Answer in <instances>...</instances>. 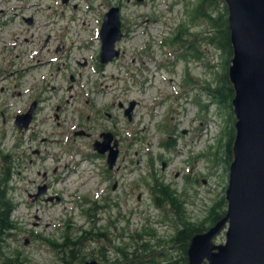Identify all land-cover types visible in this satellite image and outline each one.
Segmentation results:
<instances>
[{
	"label": "rangeland",
	"instance_id": "374dc122",
	"mask_svg": "<svg viewBox=\"0 0 264 264\" xmlns=\"http://www.w3.org/2000/svg\"><path fill=\"white\" fill-rule=\"evenodd\" d=\"M32 1H20V5ZM35 3L23 11L34 14L35 23L31 28L18 25L15 31L28 39L20 45L24 52L22 68L27 62H37L35 68L26 71L25 81L26 89L33 83L31 94L42 98L41 111L33 133H25L21 150L26 156L13 157L9 162L14 173L9 196L15 203L11 212L15 228L4 241L5 252H19L25 264H61L50 241L59 243L65 233L74 235L92 228L113 241L87 240L82 249L86 260L94 256L101 257L102 264H116V260L120 264L122 256L116 247L130 243L135 232L150 243L152 256L175 254L168 240L180 221L169 206H154L151 176L177 190L187 219L193 222L206 215L218 194L224 195L228 176L222 146L217 148L225 111L209 100L203 87L219 67L220 57L199 38L202 19L191 20L190 11L197 0ZM15 4L14 0H0V9L10 14ZM110 5L121 7L123 38L116 43L119 57L101 65L97 21ZM72 17L76 19L68 28ZM183 23L189 32L198 34V57H178L182 46L169 43ZM48 35L49 42L43 47ZM5 38L15 39L9 32L0 31V47ZM55 46L59 48L54 53ZM49 57L51 61L46 62ZM131 101L134 106L128 120L123 108ZM110 102L114 105L109 108ZM93 108L106 109L112 117L104 112L97 115ZM80 111L85 113L81 117ZM87 114L90 120H86ZM78 118L88 121L90 138L73 135L79 129H72ZM99 123L102 126L97 129ZM105 126L118 133L117 169H108L105 158L90 154L93 139ZM167 138L173 142L169 149L160 145ZM7 148L8 152L13 150V138L3 145L0 142L2 153ZM34 148L40 150L39 156L32 152ZM216 150L219 160L213 164ZM44 183L50 196L42 199L46 191L37 199L28 196ZM95 204L101 208L88 217L86 212ZM223 239L221 229L212 241L219 244Z\"/></svg>",
	"mask_w": 264,
	"mask_h": 264
},
{
	"label": "water",
	"instance_id": "95a60500",
	"mask_svg": "<svg viewBox=\"0 0 264 264\" xmlns=\"http://www.w3.org/2000/svg\"><path fill=\"white\" fill-rule=\"evenodd\" d=\"M223 1L232 47L227 75L234 115L225 211L207 230L192 236L186 256L188 264H264V0ZM119 11L118 6H111L104 14L100 29L101 63L120 54L115 46L123 35ZM133 106L131 101L124 111L128 118ZM105 139L102 144L96 141L93 149L105 152L109 138ZM116 157L117 150L110 147L109 168ZM221 229L224 239L215 244L212 239ZM79 264L101 262L91 259Z\"/></svg>",
	"mask_w": 264,
	"mask_h": 264
},
{
	"label": "trees",
	"instance_id": "16d2710c",
	"mask_svg": "<svg viewBox=\"0 0 264 264\" xmlns=\"http://www.w3.org/2000/svg\"><path fill=\"white\" fill-rule=\"evenodd\" d=\"M190 12L192 21L195 18L202 19L203 31L199 38L204 41V45L212 46L220 57L219 67L212 71V79L203 87L209 96V100L214 102L218 107H223L225 111V124L220 138H217V148L222 146V160L229 165L231 159L230 145L234 134V115L230 103L233 92L227 75V66L232 47L229 42L226 5L223 0H197V3L191 8ZM174 33V36L169 39V43L172 46H182L183 52L178 57H198V34L189 32V26H186L184 23L179 25ZM221 138L224 140L222 141ZM170 145V140L164 142L165 148L172 147ZM217 150L215 153L213 152V164L219 160ZM9 171L5 166L0 170V264H25V259L21 257L19 252H5L4 241L9 236L11 230L15 228V223L11 218L14 204L8 196L7 191V183L10 179ZM151 180L150 192L152 193L154 206L157 208L169 206L173 216L180 221V227L175 229L168 240L170 243L169 248L176 251V253H170L169 255L158 253L157 255L160 257L157 255L152 256L151 253L154 249L150 243L142 240L141 233L135 232V235L130 236L132 238L130 243L121 244L119 247H116L119 255L122 256L120 264H188L186 249L190 239L194 234L207 230L219 220L225 211V197L223 193L218 194L217 198L209 206L206 215L202 219L193 222L188 220L189 218L184 207H182L183 198L176 192L177 190L172 188L170 184L163 183L159 177L151 176ZM98 208L99 206L96 204L93 208H89L88 212H86L88 217H93V214L95 216V211ZM146 232L143 233L146 235L148 234ZM96 238L103 239L106 242L113 241L105 233L101 231L94 232L91 228L86 231L81 230L80 233H75L74 235L65 233V235H62V240L59 243L50 242L59 253L58 258L61 264H76L86 260L82 251L86 241ZM91 258H94V256ZM161 258L162 260H160ZM98 259L103 260L101 257ZM116 264H118V260H116Z\"/></svg>",
	"mask_w": 264,
	"mask_h": 264
},
{
	"label": "flooded vegetation",
	"instance_id": "af4514ba",
	"mask_svg": "<svg viewBox=\"0 0 264 264\" xmlns=\"http://www.w3.org/2000/svg\"><path fill=\"white\" fill-rule=\"evenodd\" d=\"M13 1V0H8ZM15 5H13V11L12 13L8 14L6 11H3L0 9V31H2L4 34L6 32L10 33L11 37H15V39H8L5 38V40L2 43V47H0V142L1 144H6L8 138H13V150L8 152V148L4 153L0 151V170H2L5 167H7L10 171V179L7 183V191L8 196L9 192L12 188L11 181L13 176V166L11 167V164L9 166V162L13 157H25V151L21 150V147L24 142V137L26 132L33 133L32 127H36L37 123H34L38 120L37 115L41 111L40 103L42 102V98L38 95L31 94L30 85L29 88L26 89V81H25V74L26 71L32 67L35 68L37 65V62L34 63H26L28 65L23 66L22 68V60L24 52H22V49L20 48L21 43L27 42L28 39L25 37L24 33L17 34L15 29L18 25H27L29 28L32 27V25L35 23L34 14H24V10L26 8L32 7L36 5L35 1H32V4H23L20 5L21 2H27L28 0H14ZM63 3H67L69 0H61ZM77 6L76 3H74L75 8ZM22 8V10H21ZM10 15V16H8ZM8 16V17H7ZM75 17H72L69 19V24L66 26L70 28L71 24ZM13 31V33H11ZM12 34V35H11ZM17 34V35H16ZM16 35V36H15ZM34 34L32 33L31 36ZM46 39V41H45ZM44 39V44L47 45L50 39V35L48 37L46 36ZM3 40V39H1ZM58 46H55L53 48V52L55 53L58 49ZM59 48V47H58ZM38 52L34 54L37 55ZM33 56V57H34ZM32 57V58H33ZM46 62H50L52 57L46 58ZM79 64V62H77ZM75 79V75L71 72V81ZM73 96V95H71ZM114 103H109V108L113 106ZM119 107L122 108V102L118 103ZM56 110L59 109V104H56ZM125 108H123V114H124ZM100 112L106 113L109 117H112V113L106 109H95L93 108V113L99 114ZM29 113V118L27 114ZM85 113L80 111L78 113V116L81 117ZM25 115V116H24ZM28 121L26 122L27 118ZM55 118H58V114L55 113ZM112 119V118H111ZM130 119H131V112H130ZM129 119V120H130ZM86 120H90V115H86ZM88 122V121H87ZM86 122V123H87ZM34 123V124H33ZM86 123L83 121H80V118H78V121L76 122L75 126L72 127L74 129L75 127H79V129L73 131V135L77 136H86L90 138L92 136V133L88 130H90V126L87 127ZM102 124H98V127H101ZM106 127V128H105ZM98 130V133L96 135V138L93 139V142L98 139V142L102 144V142H105L106 138H109V142L107 143V149L103 153H95L92 151L90 153L93 156L96 157H103L106 160L107 153L109 152V148L112 147L115 150H118L117 158L115 160V163L112 168L117 169L118 166V159L120 156V148H119V139L117 136V131L110 127L105 126ZM105 133H109L110 135H107ZM31 139V137H30ZM42 141H45L42 139ZM92 142V144H93ZM35 156L40 155V150L38 148H34L32 150ZM38 154V155H37ZM89 157V155L87 156ZM107 165V164H106ZM108 167V166H107ZM108 168V169H112ZM43 182V181H42ZM48 186L44 183L43 186H37L36 191L31 194L28 193L29 197H34V199L38 198V194L41 192H45L44 196H42V199H45L46 197L50 196L47 192ZM10 197V196H9ZM11 198V197H10ZM60 199V197H58ZM12 201V200H11ZM14 204V203H13ZM100 207V205H98Z\"/></svg>",
	"mask_w": 264,
	"mask_h": 264
}]
</instances>
